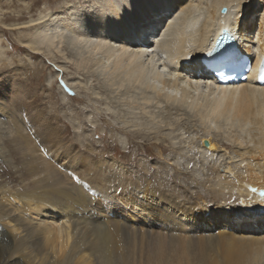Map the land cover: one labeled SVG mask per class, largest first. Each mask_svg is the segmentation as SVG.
<instances>
[{"label":"bare ground","instance_id":"1","mask_svg":"<svg viewBox=\"0 0 264 264\" xmlns=\"http://www.w3.org/2000/svg\"><path fill=\"white\" fill-rule=\"evenodd\" d=\"M90 3L84 11L88 17H81L80 23L74 18L64 20L56 15L52 18V13L51 19H43L46 16L43 15L19 22L23 12L17 15L13 25L20 27L16 28H33L21 39L29 47L27 54L42 59L39 52L60 41L64 32L75 55H83V48L89 51L87 57L78 56V65L88 62L97 65L102 92H107L108 86L111 92L139 95L132 101L137 111L131 114L147 118L155 128L147 127L144 131L129 122L122 125L106 122L107 129L127 136L130 152L123 158L127 163L157 168L160 172L167 166L166 161L178 165L180 159L193 160L192 152L196 153L199 165L202 159L198 154L202 151L211 155L219 152L222 157L224 171L219 173L217 166L210 165L211 177L216 182L208 186V191L205 189L206 199L197 194L202 202L190 198L185 187L169 186L168 190L161 186L160 192L161 187H152L149 182L155 179V173L147 180L149 192L144 189L142 194L131 193L129 207L142 212H137V216L147 221L152 218V224L164 229V234L155 231L158 236L149 242L153 248L144 247L149 251L145 252L146 256L149 254L148 264H264V85L255 84L251 74L244 82L232 86L217 85L210 82L201 64L214 37L225 29L238 38L245 53L261 54L264 0H97L95 5ZM45 68V65H36L30 75L36 77L42 71L44 75ZM48 76L43 77L42 89L46 91L47 111L57 119L59 109L71 105L59 98L54 90L55 82L43 83ZM7 90V93L17 92L18 87ZM66 90L68 98L78 99ZM21 98L0 110L4 114L12 111L17 116L14 124L23 127V119L18 114L28 118L26 107L30 106H25ZM31 107L34 111L30 109L28 119L42 125V137L59 133L48 120L50 114L46 115L44 106L39 108L37 103ZM70 109H74L73 115L80 123L78 130H82L85 126L82 110ZM102 119L105 121V116ZM156 127L160 130L179 127L181 132L177 135L184 138L181 139L187 148L181 146V139L170 141L169 133H160L161 142L157 143ZM222 127L234 129V137L229 142L234 149L230 152H226L228 147L210 129ZM1 133V137L6 136L1 138L5 142L8 132ZM243 134L251 135L247 142L243 141ZM112 141L107 147L122 148L115 137ZM10 142V159L5 161L4 174L10 179L23 176L33 179L21 190L8 188L0 179V264H118L119 256L124 260V246L130 235L141 244L144 242L141 240L152 235L149 223L137 229L120 220L110 224L112 228H104L97 220L108 217L107 213H80L82 218L73 219L72 203L81 200L82 186L79 189L69 181L54 177L53 165L37 153V140L14 131ZM185 149L188 155L180 152ZM17 155L20 166L12 165ZM164 155H167L166 161L162 158ZM237 162L239 167L232 165ZM173 195H179L180 199L173 200ZM232 195L238 202L241 200L238 206L234 205L236 200H232ZM223 200L229 205L223 207ZM178 229L185 232L181 237L174 232ZM145 241L148 243V239ZM193 251L201 257L192 259ZM136 264H140L139 260Z\"/></svg>","mask_w":264,"mask_h":264},{"label":"rangeland","instance_id":"2","mask_svg":"<svg viewBox=\"0 0 264 264\" xmlns=\"http://www.w3.org/2000/svg\"><path fill=\"white\" fill-rule=\"evenodd\" d=\"M96 1L97 0H0V109L5 110L3 109L4 106H7L12 101L18 102V98L23 97L21 98L23 104L25 106H30L26 107L28 111L26 116L28 115V118L32 113L30 109L34 111L31 106H34L35 104L37 105V103L39 108L44 106L43 108L46 110V115L50 114L47 111L49 110V105L46 98V91L42 89L43 85L41 82L44 75L48 76L51 74L44 79L43 83L48 84L49 82H55L54 90H56L59 98L61 97L62 99H60L63 102L69 103L71 105L70 107L82 110L85 120L84 128L79 131L78 125L80 123L76 116L73 115L74 109H70L69 106L64 109H59L57 119H54L52 114L48 116V120L51 122L52 126L59 130V133L53 134L50 137H42L44 129L41 124L37 123L36 125L35 121L29 120L25 116L20 117L18 114V118L23 119V127L21 125H16L14 124V120H17V116L13 114L12 111H6V114H4L1 113L3 111L0 110V179L2 180L1 184H5L8 188L14 190H21L23 186L33 179V177L28 178L26 176H23L21 179L18 177L17 180L10 179L7 174H4L6 166L5 161L10 159V138L14 131L27 135L31 140H37L39 144V150L37 153L41 155L43 159L47 160L49 164L51 163L50 165H53L52 167L55 170L54 174L56 173L54 177H59L66 182L69 181L71 184L73 183V185L79 187V189L80 186H82L79 190L82 194L81 200H75L76 202L74 201L72 203L73 207L71 210L75 214L73 219L81 217L83 214L80 216V213L87 215L92 211H97L99 214H108V217L101 216L97 220L100 225H104V228H112L113 226L110 224L120 220L124 223L126 220L131 228L135 227L137 229L144 227L143 223H149L148 225H150V227H146L151 231L150 233H152V235L145 238V240L148 239V243L145 240H141L144 241L142 242L143 244H141L135 236L130 235L124 246L126 251L123 255L124 260L121 259V256H119L117 260L118 264H136L137 260H139L140 264H148L149 254L147 253L148 255L146 256L145 252H149L146 249L153 248L154 246L149 242L154 241V238L156 239L158 236L156 233H163L164 229L161 230L160 227H156V225L152 224V218L148 219V221L151 220L148 222L137 216L140 211H135L129 207L131 193L135 191V193L139 192L142 194L141 192H143L144 189V192H149L147 191L149 188L147 180L155 173V179H150L149 181L152 187L154 186L160 189L161 186H164L166 189L168 187V190H170L169 186L174 187L173 189L185 187L184 189L190 198L202 202L197 194H200L201 196L204 195V198L206 199L207 196L205 195H207L206 190L208 191V186L211 183L216 182L215 178L213 179L211 177L209 171L210 165L213 164L214 166H217L220 173L224 171L222 166L223 162L221 161L222 157L219 152H217L218 154L211 155L202 151V153L198 154L201 156L200 159H202V165H199V163L196 162L197 155L195 152H192L195 156L193 160L187 159V161H185L180 159L178 165L176 162L172 163V161H166L167 155H164L162 158L168 163L162 171L160 170V172L157 168L146 169L144 166H138L135 163H127V161L123 159L125 154L130 152V150H128V145L126 144L127 136L125 133H118L109 128L107 129L106 122L116 125H122L124 122H129V124L136 125L135 127L142 128L144 131L145 129H148L147 127L153 126L155 128L156 125H151L147 118H139L138 114H136L138 117H134V114H131V111H137L135 108L136 105H134L135 102L132 101L139 97V95H137L136 92L128 93L129 95L121 94L117 90L111 92V87L109 88L108 86L107 92H102L103 88H101L100 77L97 76V72L99 71L97 65H93V67L92 64L94 62H88L86 64L87 66L84 64L78 65L80 64L77 59L78 56L79 58L84 55L87 57L89 56V51L86 48H83V55H75V50L69 45L68 38L64 35V32L61 34L62 36H60V41H56L57 39H55L56 42L51 46L49 45L50 47L39 52L42 59H39L38 57L34 58L27 54V49L29 50V47L24 45L23 40L21 39L25 38L24 35L33 31V28L31 26H29V28H16L20 27L13 25L17 22L15 19L17 15L23 12V17L18 19L19 22L36 19L43 15H46L43 19H47L48 17L51 19V17L54 18L56 15L62 17L64 20L66 18L78 19V22L80 23L79 19L81 17H88V14L84 12L87 11L86 7L89 5L88 3L91 2L90 5H95ZM259 5L260 3L258 4V7ZM51 13L52 16L50 17L49 15H51ZM200 18L202 19V15ZM55 19L57 20V18ZM46 23H49V21H46ZM152 46H155V44H152ZM40 64L46 66L44 75L42 71V73L36 77L34 75L31 76L32 69ZM55 79L56 81H54ZM71 79H73V81ZM13 86L18 87L17 92L7 93V88ZM66 89H69L72 92L71 96L78 97V99L72 101L68 98L67 95L69 94ZM38 94L41 95L40 98L38 97ZM129 96L132 98L130 99ZM150 96H152L151 98H154L152 94H150ZM39 99L41 100L40 104ZM35 108L36 106L34 109ZM101 114L102 116H105V121L102 119ZM210 129L222 142V145L228 147L226 152L228 150L230 152L232 148L234 149V147L229 144L230 140L234 137L233 128L229 129L228 127H222L220 130H214V128ZM5 130L8 132L7 135H9V137L5 142H2L1 138H5L6 136L1 137V134L3 135V133H5L1 132ZM126 130H129V128H126ZM155 130H157V133L155 134L157 136V143L161 142V136H158L160 133H169L170 141H175L176 139V141H179L182 138V136L179 137L177 135L181 132L179 127L175 130H173V127L167 130H160L156 127ZM195 134V132L191 133L193 136H195ZM183 136L185 137V134H183ZM242 136H244V142H247L251 137V135L247 134H243ZM113 137L117 139L119 145L121 144V149L114 150L111 147H107V145L110 146L113 142ZM181 146L187 148V144L184 140H182ZM115 151L119 152L117 153ZM186 151L187 149L184 151L181 150L180 152L186 153ZM186 154L188 155L189 153ZM17 156L18 157H15L13 160L12 165L19 164L21 159L19 155ZM232 165L239 167L240 163L237 162ZM74 176L77 179H73ZM162 191L163 189L161 187L160 192ZM173 196H175V198L172 197V199L175 201L180 199V197H178L179 195ZM126 198L127 200H125ZM232 198L233 201L236 200L234 204L235 206H238L239 203H241V200H239V202L237 201L235 195H232ZM221 203L223 207L229 205L227 202L224 203V200L221 201ZM74 206L77 207L75 208ZM124 211L128 212L124 214ZM137 212L139 213L137 214ZM140 214H142V212ZM174 232L178 237L182 235V233H185L183 231L181 232V229L174 230ZM193 233L196 234V232ZM143 249L146 251H143ZM188 257L190 258L189 255ZM191 257L195 260L201 256L193 251Z\"/></svg>","mask_w":264,"mask_h":264},{"label":"snow or ice","instance_id":"3","mask_svg":"<svg viewBox=\"0 0 264 264\" xmlns=\"http://www.w3.org/2000/svg\"><path fill=\"white\" fill-rule=\"evenodd\" d=\"M218 55H223V53H220ZM259 71L261 73V78L264 79V60H262L260 62V68H259ZM73 179H77L75 176L73 177Z\"/></svg>","mask_w":264,"mask_h":264},{"label":"water","instance_id":"4","mask_svg":"<svg viewBox=\"0 0 264 264\" xmlns=\"http://www.w3.org/2000/svg\"><path fill=\"white\" fill-rule=\"evenodd\" d=\"M221 11H222V12H224V11H225V9H224V8H222V9H221Z\"/></svg>","mask_w":264,"mask_h":264}]
</instances>
